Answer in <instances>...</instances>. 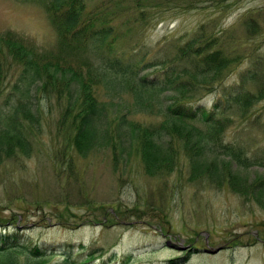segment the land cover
Here are the masks:
<instances>
[{
    "label": "rangeland",
    "instance_id": "obj_1",
    "mask_svg": "<svg viewBox=\"0 0 264 264\" xmlns=\"http://www.w3.org/2000/svg\"><path fill=\"white\" fill-rule=\"evenodd\" d=\"M127 1L90 0L88 7L99 3V9L110 5V11L117 12ZM140 1L150 18L136 31L125 27L123 34L129 33L130 41L142 42L143 51L161 40L187 38L205 25L208 32L229 37L228 50L240 59L230 67L227 84L236 82L258 56L264 61V0ZM48 5L49 0H0V38L18 35L42 58L56 52L67 61L56 59L79 64L74 66L84 72L98 57L78 51L77 57L91 60L79 59L65 51ZM132 54L134 60L140 57L139 52L128 50L127 55ZM18 67L15 63L4 67L8 73L0 79V87L11 86ZM251 87H264V78ZM113 93V88L105 89L104 98L115 118L120 107L115 110L114 105L120 99L112 97ZM3 96L1 92L0 101ZM216 96V92H208L202 102L210 104ZM125 99L131 100L129 91ZM51 100V105L44 106L38 136L31 137L32 153L7 157L0 163L1 231L27 233L29 246L72 241L102 247L107 257L133 252L132 264H163L183 256L191 245L200 250L183 264H264V197L256 201L251 193L235 192L228 185L190 182L187 165L165 177H151L135 149L115 165L113 148L104 145L102 137L86 157L80 156L72 148L71 132L59 129L61 106L55 97ZM255 112L260 115L255 126L243 124L240 112L226 134L228 140L245 146L257 162L258 158L264 161V99L247 116ZM261 175L264 168L256 165L244 170L243 178ZM13 259L6 263L0 257V264H36L25 252ZM59 260L39 264H58Z\"/></svg>",
    "mask_w": 264,
    "mask_h": 264
},
{
    "label": "trees",
    "instance_id": "obj_2",
    "mask_svg": "<svg viewBox=\"0 0 264 264\" xmlns=\"http://www.w3.org/2000/svg\"><path fill=\"white\" fill-rule=\"evenodd\" d=\"M89 1L49 0L48 5L65 51L79 59L91 60L77 57L78 51L98 57L84 72L74 66L79 64L56 59L67 61L56 52L42 58L18 35L0 38V79L8 73L4 70L7 64L19 66L11 86L0 87L4 94L0 101V163L7 157L32 153L31 137L38 136L44 106L51 105L55 97L61 106L59 129L71 132L72 148L80 156L86 157L102 137L104 145L113 148L115 165L135 149L151 177H165L187 165L190 182L228 185L235 192L251 193L256 201L264 197V175L243 178L244 170L256 165L264 168V161L258 158L255 162L245 146L228 140L226 134L240 112L243 124L249 122V127L259 121L258 112L247 114L264 99V87H251L264 78L263 59L258 56L236 82L227 84L230 67L240 59L228 50L231 41L222 32H208L203 25L187 38L161 40L143 51L142 42L130 41L129 33L123 34L125 27L136 31L150 18L140 0H128L117 12L110 11V5L99 9V3L89 8ZM128 50L139 52L140 57L134 60ZM151 52L154 55L146 57ZM109 87L114 89L112 97L120 99L118 105L114 103L115 110L120 107L113 111L115 118L104 98ZM128 91L131 100L126 102ZM208 92L217 93L210 104L202 102ZM137 114L144 116L137 118ZM29 237L0 229V257L12 263L16 254L25 252L36 264L51 258H60L58 264L134 261L133 252L107 257L102 247H88L83 242L29 246ZM199 250L191 245L183 256L163 264H183Z\"/></svg>",
    "mask_w": 264,
    "mask_h": 264
},
{
    "label": "water",
    "instance_id": "obj_3",
    "mask_svg": "<svg viewBox=\"0 0 264 264\" xmlns=\"http://www.w3.org/2000/svg\"><path fill=\"white\" fill-rule=\"evenodd\" d=\"M220 250V248H217L216 251Z\"/></svg>",
    "mask_w": 264,
    "mask_h": 264
}]
</instances>
